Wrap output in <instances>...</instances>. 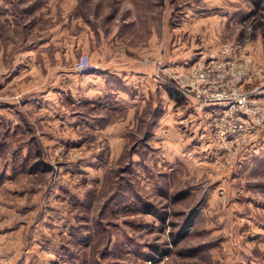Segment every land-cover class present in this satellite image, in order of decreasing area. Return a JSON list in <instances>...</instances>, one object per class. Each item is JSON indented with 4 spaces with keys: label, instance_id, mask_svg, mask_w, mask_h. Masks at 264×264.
<instances>
[{
    "label": "rangeland",
    "instance_id": "obj_1",
    "mask_svg": "<svg viewBox=\"0 0 264 264\" xmlns=\"http://www.w3.org/2000/svg\"><path fill=\"white\" fill-rule=\"evenodd\" d=\"M76 2L73 18L110 13L121 46L153 41L157 85L128 84L118 100L66 99L63 125L52 100L50 112L31 101L44 88L40 71L25 70L61 15L39 18L46 0H0V198L16 192L20 205L0 216L4 246L19 255L33 244L54 254L49 264H264L262 115L253 136L237 138L235 121L205 119L161 72L225 45L264 70V0ZM255 86L242 85L241 102Z\"/></svg>",
    "mask_w": 264,
    "mask_h": 264
},
{
    "label": "crops",
    "instance_id": "obj_2",
    "mask_svg": "<svg viewBox=\"0 0 264 264\" xmlns=\"http://www.w3.org/2000/svg\"><path fill=\"white\" fill-rule=\"evenodd\" d=\"M51 1L46 0L45 7L41 10L42 12L40 10L38 11L37 16L43 20L49 19L54 21L55 13L58 12L63 19V25L62 23H58V25H51L46 31H42L41 33L44 37L41 42L37 43L36 48L33 49L36 52V60L32 64H29L30 68L25 70L30 72L33 70L40 71L41 77H37V87H43L44 89H38L37 94L32 97L31 101H36L40 108L44 106L43 109L50 112V107L47 106L46 108L45 105H50L52 100L55 104V109L59 110V112L56 111L57 116L59 115L63 120L62 124L66 125L69 114L66 111V107L62 104L66 99H72L77 104L85 99L92 102L100 97L102 99H109L114 96L118 100L125 94L122 93V88L128 86V84L133 83L134 85H129V87L133 86L138 90L144 84L153 82L154 85H157V80L155 79V70H157V67L155 68V64L158 65V62L154 61L152 40L149 44L145 42V45L141 48L130 45L121 46L120 34L110 33L106 29L109 28L107 24L112 16L110 13H104L102 15L103 17L100 18L97 13L90 14L87 12L73 18L72 14L75 12L74 10L78 4L76 0H61L57 2L59 10L56 8L55 12L54 5ZM74 27L79 28V32L73 34L72 30ZM54 32H57V36L54 35ZM62 36V42L59 44L61 46L58 47L56 46L58 43L55 44V42L56 40H60ZM70 49L77 53L83 52L88 54L93 65L98 67L96 73H99L77 75L73 71L72 62L68 61V59H61L64 52H68ZM136 63H150V65L140 67ZM162 86L163 83H160L159 88L161 90ZM28 102H30V99ZM72 115L75 117H71L70 119H74V122H76L77 116ZM69 122L71 123L73 121ZM6 193V195L0 198V216L9 214L8 211L10 209H18L19 213L20 205L18 199H16L15 204L12 199V196L16 195V192ZM33 199L35 198L33 197ZM28 207L30 208L31 205H28ZM21 229L22 226H19V228H14L13 231L17 233ZM1 234V264L15 263V260L16 262L21 260L24 264H49L53 261L54 254L45 253L43 249L40 250L33 244L31 245V253L22 254L20 251L19 255H17L16 250L10 245L4 246L3 240L5 241V239ZM37 242L41 244L45 243L43 240H38Z\"/></svg>",
    "mask_w": 264,
    "mask_h": 264
},
{
    "label": "built area",
    "instance_id": "obj_3",
    "mask_svg": "<svg viewBox=\"0 0 264 264\" xmlns=\"http://www.w3.org/2000/svg\"><path fill=\"white\" fill-rule=\"evenodd\" d=\"M77 75L96 73L87 55L82 54L73 63ZM161 72L170 79L175 88L185 96H193L195 109L205 119L235 121L232 134L253 136L257 129L254 123L262 115L264 123V70L252 61L245 52L234 53L230 46H224L219 55L201 57L188 69L162 67ZM244 83H255L251 96L241 102L240 90ZM248 95V94H244ZM234 139L231 138L230 143Z\"/></svg>",
    "mask_w": 264,
    "mask_h": 264
},
{
    "label": "trees",
    "instance_id": "obj_4",
    "mask_svg": "<svg viewBox=\"0 0 264 264\" xmlns=\"http://www.w3.org/2000/svg\"><path fill=\"white\" fill-rule=\"evenodd\" d=\"M168 93L170 94L171 97L174 98V95H175L174 93H176V91L170 90Z\"/></svg>",
    "mask_w": 264,
    "mask_h": 264
}]
</instances>
